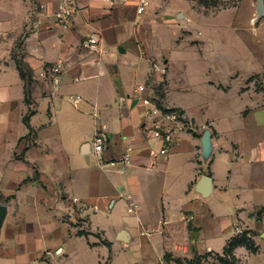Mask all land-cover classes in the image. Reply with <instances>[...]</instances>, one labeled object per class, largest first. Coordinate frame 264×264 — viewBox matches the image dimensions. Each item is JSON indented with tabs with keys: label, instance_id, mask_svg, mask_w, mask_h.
<instances>
[{
	"label": "crops",
	"instance_id": "0c3cea01",
	"mask_svg": "<svg viewBox=\"0 0 264 264\" xmlns=\"http://www.w3.org/2000/svg\"><path fill=\"white\" fill-rule=\"evenodd\" d=\"M137 1L77 0L72 26L63 30L54 19L59 0H0V203L9 207L0 264H177L223 255L237 230L250 232L258 247H237L241 264V256L260 252L264 95L250 84L256 72L234 71L203 33L174 20L193 21L168 0H149L142 14ZM162 16L176 45L201 59L178 66L165 53L152 27ZM91 36L100 39V53L83 47ZM59 62L56 88L41 73ZM203 93L225 101L204 103ZM144 98L191 123L166 155L152 154L164 144L149 133L145 111L152 106ZM186 98L197 101L191 106ZM208 128L214 152L205 163ZM101 129L110 143L99 156L91 142ZM125 151L132 161L122 168ZM203 175L214 185L205 201L195 193ZM121 228L131 234L129 245L117 241Z\"/></svg>",
	"mask_w": 264,
	"mask_h": 264
},
{
	"label": "rangeland",
	"instance_id": "374dc122",
	"mask_svg": "<svg viewBox=\"0 0 264 264\" xmlns=\"http://www.w3.org/2000/svg\"><path fill=\"white\" fill-rule=\"evenodd\" d=\"M161 2L162 0H151V6L159 5ZM256 2L257 0H168V6L170 10L181 9L186 16L192 17V23L191 21H182V18L176 17V15H174V20L180 26L187 28L188 32L191 26V28L194 27L203 33L202 38L209 39L207 42L212 49H216L215 54L225 56L224 61L231 64L234 71L241 70L243 75H247L255 70L256 73L251 77L250 84H254L255 88L258 89L257 92L264 95V18L257 24L254 23ZM169 26L167 16H162L152 24V27L161 33L158 37L161 46L165 53L172 55L175 62L177 61L175 64L179 66L182 61L201 59L202 56L199 51L188 49L186 44L176 45L175 37L171 32L172 28ZM196 30L191 31L195 33ZM188 32L185 33L188 35ZM215 54H212V57ZM190 73V77L197 80L196 76L192 75V72ZM203 94L207 95L202 100L204 103L211 102L214 105L225 101L217 93L214 95ZM184 101H188L192 106L197 100L186 98ZM91 146L93 148L94 139ZM90 160L92 164L99 167V162L94 156ZM97 214L102 220H109V215L103 211H97ZM220 244V242L216 243L218 249ZM257 245L260 252L251 255L247 261H245L244 256H241L243 264H264V238H259ZM176 263L181 264L178 260ZM202 264L220 263L217 256L211 254L203 258Z\"/></svg>",
	"mask_w": 264,
	"mask_h": 264
},
{
	"label": "built area",
	"instance_id": "2783aa9c",
	"mask_svg": "<svg viewBox=\"0 0 264 264\" xmlns=\"http://www.w3.org/2000/svg\"><path fill=\"white\" fill-rule=\"evenodd\" d=\"M138 13L142 14L146 11L149 5V0H138ZM77 12V0H59V8L54 13V19L56 24L63 30H69L72 26L73 20ZM37 24L41 25L42 20L38 19ZM83 47L91 54L100 53L101 41L97 36H91L84 40ZM63 72V63L59 62L52 66H47L41 73L43 78H51L54 81L55 87L58 88L60 84V75ZM146 90L145 85H139L137 87L138 93H143ZM143 103L146 106H152L145 111V117L147 122H152V128L149 133L156 139H159L163 144L159 152H152L153 156L166 155L170 151V146L174 143V136L177 132L187 131L192 126L187 118L179 111L174 109L161 108L157 104H154L151 100L144 98ZM110 139L106 132L101 129L98 130L94 138V152L101 156L107 147L109 146ZM131 153L125 151L120 165L122 168H126L131 164ZM103 164V163H102ZM105 165V164H103ZM109 165L116 166L117 162H111ZM74 203H81L79 199H74ZM134 208V205H133ZM132 211V205H131ZM237 235L243 231L237 230Z\"/></svg>",
	"mask_w": 264,
	"mask_h": 264
},
{
	"label": "water",
	"instance_id": "95a60500",
	"mask_svg": "<svg viewBox=\"0 0 264 264\" xmlns=\"http://www.w3.org/2000/svg\"><path fill=\"white\" fill-rule=\"evenodd\" d=\"M264 18V0H257L256 2V17L254 23L257 24ZM202 159L207 163L213 156L214 143L212 140L211 129H206L202 137ZM195 193L203 200H207L214 193L213 179L209 176L203 175L200 177L195 185ZM9 216V207L0 203V239L3 236V230ZM117 241L129 245L131 243V234L126 228H121L118 232Z\"/></svg>",
	"mask_w": 264,
	"mask_h": 264
},
{
	"label": "trees",
	"instance_id": "16d2710c",
	"mask_svg": "<svg viewBox=\"0 0 264 264\" xmlns=\"http://www.w3.org/2000/svg\"><path fill=\"white\" fill-rule=\"evenodd\" d=\"M19 70L23 77L26 78V73L23 71V69L19 65ZM25 122H28V118H25ZM244 246L252 253H256L258 251V247L256 246L253 237L250 232L243 231L241 234L237 235L234 239L231 240V242L228 244L227 248L224 250V254H215L217 258L219 259L220 264H241L240 261H238L233 256V251L239 247ZM203 258L201 256H196L192 260H178L179 263L183 264H202Z\"/></svg>",
	"mask_w": 264,
	"mask_h": 264
}]
</instances>
